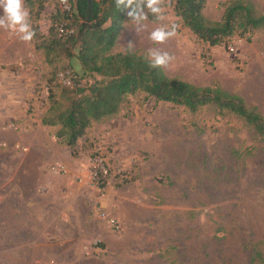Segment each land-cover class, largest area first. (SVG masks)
Wrapping results in <instances>:
<instances>
[{"label": "rangeland", "instance_id": "rangeland-1", "mask_svg": "<svg viewBox=\"0 0 264 264\" xmlns=\"http://www.w3.org/2000/svg\"><path fill=\"white\" fill-rule=\"evenodd\" d=\"M227 1L208 0L205 16L220 21ZM252 1L264 11V0ZM55 2L33 24L44 35L61 7ZM162 7L163 19L151 21L148 12L139 32L127 16L112 52H168V76L220 85L264 117V29L204 57L175 1ZM62 23L77 28L74 19ZM173 25L167 42L149 39ZM34 45L0 28V264H264V142L254 131L211 107L191 113L140 94L116 117L94 123L73 157L55 139L58 128H43L41 119L50 90L59 95L63 88L51 82L53 69L85 73L58 52L50 65ZM85 77L84 84L92 82ZM98 152L111 167L101 190L84 181ZM57 164L68 174H55Z\"/></svg>", "mask_w": 264, "mask_h": 264}, {"label": "trees", "instance_id": "trees-1", "mask_svg": "<svg viewBox=\"0 0 264 264\" xmlns=\"http://www.w3.org/2000/svg\"><path fill=\"white\" fill-rule=\"evenodd\" d=\"M174 1L182 24L204 44V57L209 56L212 48L226 45L236 37L251 41L254 33L264 29V11L252 0L227 1L223 17L217 22L204 14L208 0ZM47 2L49 0H25L31 26L36 32L33 38L36 51H43L50 65L53 52L70 61L76 59L85 75L92 79L91 83L84 84L85 75L60 72L57 67L51 74V82L59 80L63 88L59 95L50 90V105L41 122L43 126L58 128L55 139L66 146L73 157H78L79 141L86 137L94 123L116 117L130 104V97L140 94L145 95V100L152 98L158 103H171L191 113L211 107L218 116H236L264 142L263 115L240 95L220 85L203 87L170 77L163 68H150L148 56L131 49L113 53L127 17L126 10L117 9L115 0H93L92 13L86 0H77L76 11L71 17L59 7L52 15L48 34L44 35L33 24L40 19ZM35 8L39 11L35 12ZM70 19L77 25V28L68 25L75 33L62 37L58 26ZM149 19L157 21L153 15H149ZM61 75L70 83H65ZM97 154L93 153L92 157ZM105 186L106 183L101 185Z\"/></svg>", "mask_w": 264, "mask_h": 264}, {"label": "clouds", "instance_id": "clouds-1", "mask_svg": "<svg viewBox=\"0 0 264 264\" xmlns=\"http://www.w3.org/2000/svg\"><path fill=\"white\" fill-rule=\"evenodd\" d=\"M66 3V0H61ZM163 0H115L119 10H126L130 21L137 25V32L143 30V21L150 12L157 19H163ZM148 10L147 12L145 10ZM0 28L17 34L24 42H31L36 32L31 26L29 12L25 7V0H0ZM176 35L175 26L171 29L161 26L154 29L149 39L154 44H163ZM131 47V43H129ZM149 67L153 69L166 68L174 59L168 52L150 49L148 52Z\"/></svg>", "mask_w": 264, "mask_h": 264}, {"label": "built area", "instance_id": "built-area-1", "mask_svg": "<svg viewBox=\"0 0 264 264\" xmlns=\"http://www.w3.org/2000/svg\"><path fill=\"white\" fill-rule=\"evenodd\" d=\"M76 3L77 0H66V3H61L62 11L67 14L68 17H71L73 13L76 11ZM59 33L62 37H69L75 33L73 28H70L67 23H61L58 26ZM61 79L65 81V83H70L68 79H65L61 75ZM52 171L58 175H67L68 169L62 165L57 164L52 167ZM111 175V167L109 161L104 158L103 153L98 152V154L91 160V169L86 175L85 182L90 183L91 185H95L100 190L105 187H101L103 183H106L109 176ZM83 181V180H82ZM100 218L102 220L108 221L110 225H112L117 231L121 229V225L117 219L111 218L106 214H101Z\"/></svg>", "mask_w": 264, "mask_h": 264}, {"label": "crops", "instance_id": "crops-1", "mask_svg": "<svg viewBox=\"0 0 264 264\" xmlns=\"http://www.w3.org/2000/svg\"><path fill=\"white\" fill-rule=\"evenodd\" d=\"M44 34H45V33H44ZM35 52L37 53L36 49H35ZM11 68L14 69L15 67H11ZM12 69H11V70H12ZM16 70H18V67L16 68ZM16 70H15V71H16ZM19 70H20V69H19ZM22 70H24V69H22ZM16 72H17V71H16ZM27 96H30V93H28ZM27 98H28V97H27ZM41 126H42L43 128H46V129H47V128H48V129H49V128H53V127H46V126H43V125H42V122H41ZM41 145H42V144H40V148H42ZM42 146H43L44 150L47 149V147L45 146V144H43ZM43 148H42V149H43ZM47 240L50 241L51 243L54 242V240L51 239V238H47ZM31 244H33V243H31Z\"/></svg>", "mask_w": 264, "mask_h": 264}, {"label": "water", "instance_id": "water-1", "mask_svg": "<svg viewBox=\"0 0 264 264\" xmlns=\"http://www.w3.org/2000/svg\"><path fill=\"white\" fill-rule=\"evenodd\" d=\"M88 4L90 5V13H92V8H93V0H86Z\"/></svg>", "mask_w": 264, "mask_h": 264}]
</instances>
